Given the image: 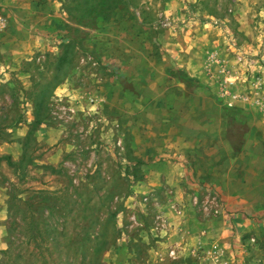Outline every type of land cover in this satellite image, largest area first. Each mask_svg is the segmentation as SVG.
Listing matches in <instances>:
<instances>
[{
	"label": "rangeland",
	"instance_id": "rangeland-1",
	"mask_svg": "<svg viewBox=\"0 0 264 264\" xmlns=\"http://www.w3.org/2000/svg\"><path fill=\"white\" fill-rule=\"evenodd\" d=\"M234 3L0 0V264H264V0ZM194 100L220 149L164 140Z\"/></svg>",
	"mask_w": 264,
	"mask_h": 264
},
{
	"label": "crops",
	"instance_id": "crops-1",
	"mask_svg": "<svg viewBox=\"0 0 264 264\" xmlns=\"http://www.w3.org/2000/svg\"><path fill=\"white\" fill-rule=\"evenodd\" d=\"M234 4H235V8H233L234 9L233 12H235V13H250L253 10L252 5H250V0H235ZM3 19H5L4 20L5 26L4 27H6V30H9L11 32V31L15 30V26H17V28L19 30H21V32L23 34H25L24 28L22 29L20 27V26H24V25L20 24L17 21V19L13 17V15L5 16V18H3ZM240 24L242 25L241 30H245L246 34L248 32H250L248 29V28H250L249 26H246L243 22H241ZM6 34H9V33L7 32ZM249 35H250V33L248 34V38L244 42L243 45H244L245 50H249L250 47L256 48L258 46L257 49H253V52H254V50H258L260 48V46H262V43L260 41L261 37L258 36L257 41H256L253 37H249ZM8 36H10V35H8ZM113 63H115V65H117L119 68H120V65L123 64L120 59H118L117 61H110L109 58L105 56V68L107 66H109L110 64H113ZM167 90L168 89L160 88L156 85L152 92L163 94ZM204 93H205V91H204L203 87L198 88L196 91L197 98H199L200 94L203 95ZM245 99H246V102H245V104H243V106L245 107V110L247 111L249 118L254 119V120H258L261 122L262 125H264V91H262V99H261V101H258V103L255 102L253 97H249V98L247 97ZM210 105L211 106L206 107V105H204V102L200 103V101L196 102L194 100V104L192 106L195 110L193 112V116H191L193 121H191L190 123L187 122L189 120V118L184 116L183 114H180L179 117L176 120H174L172 123H170V121L168 120L166 123V126H170V124H172L173 127H180V128L182 127L183 130H182L181 134H179L180 129H179V133H178L177 131L170 130L167 127L164 140L171 145L182 143V149L184 147L187 150L188 144L186 141H191V140H186V138L190 137V138H192V141L188 142V143H190V145H188V150H190L189 149L190 147H195L194 144H196L195 139L197 138V135L200 134V132H203V133L207 132L208 135L213 134V143H214L213 149H220L221 148V129H220V127L222 126V119H223L222 112H221L220 104L216 105V107H214L215 105L213 106V104H210ZM180 106L181 107L179 108V111L185 110L186 114L188 115V110L190 108L188 106H182V105H180ZM212 111H213V115H211ZM206 115L209 117L208 119L205 117ZM200 124H202V127H200ZM162 126H163L162 122L161 121L158 122V120H157V124H156L157 129H155V131L157 132V136H156L157 140H154V141L160 142L158 139H160L162 136H164L162 134L164 132L161 129ZM205 126H207L208 129ZM153 135L154 134H153V131L151 129L150 137L154 138ZM180 135H182V136H180ZM28 137H25V141L28 140ZM144 141L148 142L147 139H144ZM207 142H205V144ZM22 143H24V142H22ZM208 146H209V143L206 144V147H208ZM218 158H220V152H219ZM9 159L10 158L7 156V157H3L1 159V161H8Z\"/></svg>",
	"mask_w": 264,
	"mask_h": 264
},
{
	"label": "trees",
	"instance_id": "trees-1",
	"mask_svg": "<svg viewBox=\"0 0 264 264\" xmlns=\"http://www.w3.org/2000/svg\"><path fill=\"white\" fill-rule=\"evenodd\" d=\"M1 160V159H0ZM9 161V160H8Z\"/></svg>",
	"mask_w": 264,
	"mask_h": 264
}]
</instances>
